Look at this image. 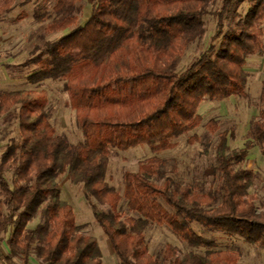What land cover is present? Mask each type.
Instances as JSON below:
<instances>
[{
    "label": "trees",
    "instance_id": "16d2710c",
    "mask_svg": "<svg viewBox=\"0 0 264 264\" xmlns=\"http://www.w3.org/2000/svg\"><path fill=\"white\" fill-rule=\"evenodd\" d=\"M17 1L3 0L0 16L11 14ZM20 1L27 6L34 0ZM37 1V25L51 35L72 31L35 48L25 62L35 68L27 83L65 84L84 141L74 145L56 134L46 92L0 93V117L5 125L17 123L20 134L0 158V244L9 252L6 258L0 254V264H29L32 255L41 264H103L98 241L82 233L73 209L61 199L58 178L66 174L83 187L119 264H240L238 255L217 250L195 225L264 249V214L249 194L257 178L243 167L255 148L264 157V83L260 114L244 149L231 151L227 135L219 136L215 186L209 191L175 183L158 157L200 127L198 110L205 100L245 95L247 61L264 52V0H223L215 13L218 0H94L84 26H79L83 0ZM243 4L249 7L246 16L234 15L233 27L224 33L227 16ZM210 15L218 21L213 41L220 39L219 46L181 68L185 52L206 36ZM25 18L22 13L14 22ZM141 146L154 157L141 162L136 173H126L122 198L109 184L111 151ZM123 199L136 217L124 221ZM151 224L167 227L203 254L179 258L169 246L154 258L145 241Z\"/></svg>",
    "mask_w": 264,
    "mask_h": 264
},
{
    "label": "rangeland",
    "instance_id": "374dc122",
    "mask_svg": "<svg viewBox=\"0 0 264 264\" xmlns=\"http://www.w3.org/2000/svg\"><path fill=\"white\" fill-rule=\"evenodd\" d=\"M223 0H218L212 7V13L218 12ZM3 0H0V5ZM17 1L11 14L0 16V93L15 91H31L47 93L49 109L52 114L51 123L58 136L68 139L71 144L84 141L80 125L77 120V112L70 106L69 96L63 82L47 81L39 86H30L27 78L35 71L33 67H26L25 62L32 58L35 48L45 42H54L68 35L71 31L59 34H48L46 26H39L33 20L34 11L40 3L34 0L27 6H21ZM83 15L79 26H84L91 18L94 0H83ZM248 5L243 4L234 9L225 21L224 33H228L233 27L234 15L245 17ZM26 18L21 23L14 21L22 15ZM206 36L194 44L185 52L181 68L190 65L195 59L201 57L214 45L218 47L220 39L213 41L218 30L217 18L210 15L206 18ZM249 75V81L243 97H232L224 101L205 100L198 110L202 123L200 127L189 135L175 142L176 148L172 151L158 155L165 163V174L175 183L197 191L207 192L215 186L214 171L216 168V154L220 144L219 136L226 134L228 146L231 151L244 149L250 140L252 122L260 114V97L264 83V52L248 59L245 68ZM217 126L213 130L211 124ZM20 140L17 123L5 125L0 117V158L6 147L13 141ZM193 140V143L191 142ZM154 157L146 146L137 147L128 151L112 150L110 157L109 184L122 196H124L127 184L126 173H136L139 164ZM245 169L253 171L256 182L249 191L255 197V205L259 213L264 214V157L260 150L255 148L249 152L244 163ZM10 179V178H9ZM61 187V199L69 205L73 211L77 226L84 227L83 234L94 237L102 252L103 264H119L111 245L98 226L91 208L85 198L83 187L75 186L69 180L68 174L58 178ZM164 186V182L160 184ZM103 212H108V207H100ZM119 212L124 221L136 217L129 211L127 202L123 199ZM40 224L35 222L30 228L34 229ZM195 231L213 241L216 249L234 253L239 256L240 264H264V249L253 247L239 237H231L221 232L208 231L195 225ZM10 231L5 240L8 241ZM3 236H0V240ZM145 241L150 255L158 258L171 246L177 250V256L182 258L188 252L203 254L204 251L192 249L176 237L165 226L151 224L145 232ZM0 254L6 258L9 254L6 243L0 244ZM29 264H41L32 255Z\"/></svg>",
    "mask_w": 264,
    "mask_h": 264
}]
</instances>
